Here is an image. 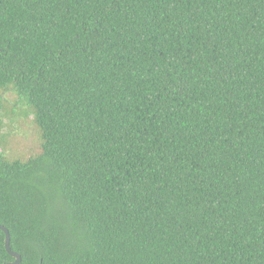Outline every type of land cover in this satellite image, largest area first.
Listing matches in <instances>:
<instances>
[{"label":"trees","instance_id":"trees-1","mask_svg":"<svg viewBox=\"0 0 264 264\" xmlns=\"http://www.w3.org/2000/svg\"><path fill=\"white\" fill-rule=\"evenodd\" d=\"M0 108L20 264H264V0H0Z\"/></svg>","mask_w":264,"mask_h":264},{"label":"rangeland","instance_id":"rangeland-1","mask_svg":"<svg viewBox=\"0 0 264 264\" xmlns=\"http://www.w3.org/2000/svg\"><path fill=\"white\" fill-rule=\"evenodd\" d=\"M3 100L13 106L16 103V96L12 92H5ZM17 107V106H14ZM1 130L0 133L6 136L3 153L11 159H26L30 155L37 154L40 150V138L35 126L31 123L30 118L26 120L17 119L16 116L3 115L0 108Z\"/></svg>","mask_w":264,"mask_h":264},{"label":"water","instance_id":"water-1","mask_svg":"<svg viewBox=\"0 0 264 264\" xmlns=\"http://www.w3.org/2000/svg\"><path fill=\"white\" fill-rule=\"evenodd\" d=\"M0 230H2L5 233V248L7 252L14 258V261L2 263V264H20V261H21L20 255L13 252L10 249V236H9L8 230L4 226H1V225H0Z\"/></svg>","mask_w":264,"mask_h":264}]
</instances>
